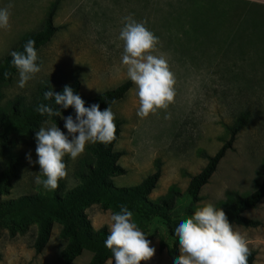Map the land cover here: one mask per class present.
<instances>
[{
  "label": "rangeland",
  "instance_id": "rangeland-1",
  "mask_svg": "<svg viewBox=\"0 0 264 264\" xmlns=\"http://www.w3.org/2000/svg\"><path fill=\"white\" fill-rule=\"evenodd\" d=\"M54 1L0 0V8L10 12V26L0 29V59L28 33L42 27ZM155 1L156 6H143L142 0H59L53 16L58 28L36 49L40 72L23 88L17 87V71L9 82L0 83V111H7L16 98L21 99L22 105H29L44 84L53 91L76 78L80 82L78 95L91 97L129 80L126 66L120 63L123 43L117 36L122 17L131 14L158 37L153 54L166 55L175 74V96L167 108L140 118L136 114V88L131 82L124 97L110 106L114 122H120L113 150L121 153L117 163L125 170L112 177V183L117 187L135 185L159 163L160 177L148 199L157 201L167 195L170 187L179 190L180 196L169 211L170 220L176 222L205 202L227 205L230 193L248 194L264 177V6L250 3L263 4L264 0H192L189 6H182L184 0ZM167 1L169 6L165 5ZM197 6L238 7L222 21L208 22L205 16L195 21L200 18L193 12ZM240 6H249L246 15ZM242 112L248 113L247 122L208 182L197 188L196 183H190V177L206 163L202 152L212 155L227 138V127ZM57 127L66 132L63 121ZM91 144L86 143L83 153L74 160L64 157L67 175L61 180L65 189L78 184L77 171L93 162L88 150ZM11 155H20L21 165L9 193L2 198L41 191L47 206L53 205L52 190L46 191L34 183V177L40 175L35 143L15 142L12 150L0 154V169ZM85 213L93 228L106 226L110 230L108 210L91 204ZM244 215L258 220L259 225L233 228L245 234L249 250L254 252L253 264H264V199ZM168 226L160 217L150 218L145 235L155 251L148 260H141L143 264H171L166 251L158 249L154 235L161 233L171 245ZM58 230L59 224L54 222L48 242L40 253H35L34 225L15 236L0 227V264H63L58 253L64 240ZM89 256L83 251L70 264H87Z\"/></svg>",
  "mask_w": 264,
  "mask_h": 264
},
{
  "label": "trees",
  "instance_id": "trees-1",
  "mask_svg": "<svg viewBox=\"0 0 264 264\" xmlns=\"http://www.w3.org/2000/svg\"><path fill=\"white\" fill-rule=\"evenodd\" d=\"M59 0H55L47 11L42 27L34 32L28 33L23 37L15 51H23V46L27 40L35 41L34 47L38 49L44 45L57 30L53 24V16ZM218 1V0H216ZM226 2H236L238 0H225ZM153 2V3H152ZM192 0H184L182 6H189ZM155 0H142L143 6H156ZM169 6V2H165ZM164 5V6H165ZM238 6H206L203 9L200 6L194 8L195 21L206 17L218 21L224 16L232 13ZM245 9L243 15H246L249 6H240ZM204 17V18H205ZM12 50V51H13ZM11 56L9 53L0 59V83L9 82L13 74L17 71L11 65ZM7 73V76H5ZM68 85L72 88L74 94H78L80 82L73 79L70 82L61 83L53 92H61L63 87ZM131 87V81L126 80L119 85L106 89L91 97H80L84 101V106L98 104L100 110L110 107L115 102L124 97L127 90ZM50 87L48 84L42 85L38 89L37 96L29 105H22L21 99L16 98L9 106L7 111H0V154H5L14 148L15 142L35 143L34 133L44 121L60 125L62 117L72 114L74 110L69 106L63 109L56 106L50 98L45 100L43 93ZM39 104H47L53 108H59L61 115L48 117L40 115L36 111ZM248 119V113H240L231 125L227 127L228 136L222 145L212 154L207 155L202 152L206 158L205 165L200 171L190 177V183H196L197 188L208 182V179L215 171L217 164L231 148L236 134L245 125ZM115 138L107 144L96 142L88 146V150L93 157V162L88 163L83 169L77 171L79 183L75 186L65 189L61 179L58 180V186L52 190L54 203L47 206L45 196L41 191L35 193L23 194L14 198H2L9 193L13 180L17 177L21 165L20 155L8 156L0 169V227L7 230L9 236L23 234L29 226H35V235L32 247L35 253H40L48 242L52 225L54 222L59 224L58 236L64 240V244L59 250V257L63 264H70L83 251L90 253L87 264H105L109 261L112 264L111 251L104 246L109 230L106 226L97 229L93 228L88 219L85 209L91 204H97L102 210H108L110 214L118 212L121 205H126L132 211L133 221L145 233L148 229V223L152 217H160L169 223L168 233L172 238V244L169 245L165 237L157 232L154 235L158 238V249L165 250L170 262L173 257L180 254L179 245L175 235V221L169 218V211L175 206L177 198L180 196L179 190L170 187L167 195L151 201L148 194L155 187L160 177V166L156 164L155 169L146 175L139 183L126 187H117L112 183V177L125 173L117 160L120 152L113 150V145L117 141L120 133V122H114ZM66 164V159L63 158ZM39 171V167H38ZM42 176V174L39 172ZM43 177V176H42ZM231 201L227 205L220 207L229 221L233 225L242 227H256L259 221L248 218L244 212L253 209L264 199V177L258 186L248 194L240 195L236 192L230 193ZM195 198V197H194ZM192 210L190 213L192 214ZM146 239L148 237L146 236ZM254 252L250 251L248 264H253ZM139 264H143L139 261Z\"/></svg>",
  "mask_w": 264,
  "mask_h": 264
},
{
  "label": "clouds",
  "instance_id": "clouds-1",
  "mask_svg": "<svg viewBox=\"0 0 264 264\" xmlns=\"http://www.w3.org/2000/svg\"><path fill=\"white\" fill-rule=\"evenodd\" d=\"M9 16L8 8H0V29L10 26ZM117 39L123 43L120 63L126 66L127 78L136 88L137 116L144 118L158 109L167 108L175 96V74L165 54H153L158 37L129 14L122 17ZM34 44L35 41L29 39L22 52H9L10 63L19 77V88L41 70ZM43 97L45 100L51 98L63 109L71 106L75 113L74 117L72 114L62 117L66 132L46 120L34 133L35 163L44 177L37 175L34 183L48 191L55 190L58 180L66 177L63 161L66 155L74 160L83 153L86 143H110L115 138L116 127L110 107L100 110L95 103L85 107L84 101L68 85L61 92L49 88ZM36 111L48 117L61 115L59 108L47 104L37 105ZM165 118H168L167 114ZM26 158L32 163L27 154ZM132 216L126 205H121L118 212L110 215L111 225L104 246L111 251L112 264H139L154 254L155 248L150 246ZM174 231L180 254L172 258L171 264H248L250 250L245 234L234 229L225 212L211 202L196 207L191 215L178 218Z\"/></svg>",
  "mask_w": 264,
  "mask_h": 264
},
{
  "label": "crops",
  "instance_id": "crops-1",
  "mask_svg": "<svg viewBox=\"0 0 264 264\" xmlns=\"http://www.w3.org/2000/svg\"><path fill=\"white\" fill-rule=\"evenodd\" d=\"M251 5H260V6H264V3H259V2H250Z\"/></svg>",
  "mask_w": 264,
  "mask_h": 264
}]
</instances>
